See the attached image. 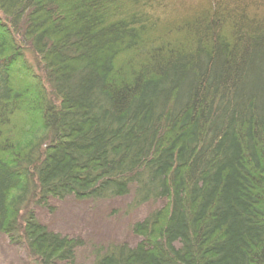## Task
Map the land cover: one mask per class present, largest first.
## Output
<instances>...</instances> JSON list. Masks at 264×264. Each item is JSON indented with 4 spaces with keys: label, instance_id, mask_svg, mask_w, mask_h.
Returning <instances> with one entry per match:
<instances>
[{
    "label": "trees",
    "instance_id": "obj_1",
    "mask_svg": "<svg viewBox=\"0 0 264 264\" xmlns=\"http://www.w3.org/2000/svg\"><path fill=\"white\" fill-rule=\"evenodd\" d=\"M127 197L91 264H264V0H0V235L79 264L36 209Z\"/></svg>",
    "mask_w": 264,
    "mask_h": 264
},
{
    "label": "rangeland",
    "instance_id": "obj_2",
    "mask_svg": "<svg viewBox=\"0 0 264 264\" xmlns=\"http://www.w3.org/2000/svg\"><path fill=\"white\" fill-rule=\"evenodd\" d=\"M130 202V197L98 202L67 198L52 201L49 210L37 208L36 215L50 230L69 238H80L83 245L76 249V261L91 264L94 252L100 247L138 242L130 225L142 219L151 207L145 205L133 210ZM0 264L33 263L22 248L12 246L5 236L0 235Z\"/></svg>",
    "mask_w": 264,
    "mask_h": 264
}]
</instances>
